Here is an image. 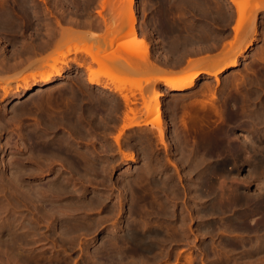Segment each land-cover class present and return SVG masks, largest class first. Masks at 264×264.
Masks as SVG:
<instances>
[{
    "label": "rangeland",
    "instance_id": "rangeland-1",
    "mask_svg": "<svg viewBox=\"0 0 264 264\" xmlns=\"http://www.w3.org/2000/svg\"><path fill=\"white\" fill-rule=\"evenodd\" d=\"M128 4V0H0V225L2 222L3 224L6 222L4 225L9 229L10 222L13 223L15 219L21 220L24 215L25 223L31 219V215L33 216V210L36 212L33 218H39L41 222H33L37 224L34 226L36 228H29L27 229L29 232L26 230L24 234L32 238L37 234L38 236H36L38 238L41 236V239L35 236L34 238H37L35 242H38L35 244L34 238L31 241L30 237L27 245L29 249L26 247L27 250L22 254L24 258L35 257L32 259L34 264H97V262L99 264L100 260H103L101 257L112 258L115 254L122 253L120 249L123 247L125 249L127 245L121 241V238L135 223H140L141 225L137 224L136 227H139V231L143 234H149L147 237L152 238L153 241L149 239L150 247H146L148 250L145 248V253L139 252L138 254V251H135L133 257L132 254L128 257L127 253V256L122 253L123 258L126 256L124 262L127 258L130 261L134 259L132 263L135 264L136 259L143 257V262H140L142 264H189L187 256L191 254L193 258L195 257L191 264H200L199 261L207 264H226V262H228L227 264H264V252L258 253L264 248H254L253 250H256L257 253L255 252L251 257L248 255L249 244H246L248 247L242 246L243 243L250 241L253 244L260 243V240L263 242L264 231L254 233L247 231L242 226L244 221L237 217L242 214L241 207V209L237 207L234 208V211L214 215L209 212L211 216L207 213L211 205L218 199V196H216V200L213 198V194H217L216 191H213V187H218L219 194H221V189L227 190L230 194H236L240 190L246 196L249 194L250 197L264 193V131L263 135L261 131L264 130V124L261 121H264L262 119L264 118V11L258 12L256 17L257 33L253 35L250 29L252 24L250 21L253 19L255 9L260 5L264 6V0H243L246 20L242 24L244 27H242L243 31L239 32L240 36H237L234 29L237 25L236 7L229 0H134L133 9L137 20L133 25L128 21ZM131 27L135 29V33L131 32ZM250 41L253 44L240 57L238 67L228 69L220 74L218 81L212 76L200 78L195 87L179 92H170L161 83L150 81L160 75L161 71H184L196 59L215 58L227 56V53L232 55V53L240 52L245 47L243 45ZM122 42H127L124 48L127 51L130 49L129 52L120 48L121 46L119 47ZM69 47L72 52L67 54L70 51ZM230 47H234L232 52ZM56 51L66 52V57L60 58V62L57 63V67L63 71L62 76L55 78L49 85H43L40 81L42 73L51 71L52 60L49 59H53L52 55L54 57L55 53L61 55V52ZM89 53L97 60L93 61L92 57L88 55ZM56 55L55 57L59 56ZM144 55H147L145 61L142 59ZM45 61L48 63L46 66L44 65ZM78 64H83L84 67L78 66ZM49 65L51 66L49 67ZM86 65L97 70L100 83L106 84L110 90L102 89V86L88 82ZM56 75L57 73L54 77ZM12 77L15 78L14 82L10 79ZM31 77L32 79H30ZM59 79H62L61 83ZM10 82H12L11 85H9ZM26 82L30 83L29 86L32 87L28 92H25V87H23L24 84L26 86ZM128 82L132 84V87L128 85ZM120 85L124 90L121 92L130 95L131 105L129 103L128 107L131 106L137 110H133L136 111L135 115L131 113V110H128L121 92L116 90V86ZM3 86L9 87V89L7 88L8 94L3 91ZM37 88L41 92H38ZM152 91L162 92L159 99V103L162 104H159L161 110L158 109V113L155 111V114L149 113L145 109L147 102L150 106L152 104L149 102L154 93ZM153 98H155V94ZM152 100L151 102H154V99ZM235 105L239 107H234ZM241 108L243 109L240 110ZM228 109L240 111L243 114V121L238 124L231 123ZM145 110L149 114H145ZM157 119L163 129V142L159 137L158 128L149 124L150 121ZM131 121H139L141 125L128 127ZM254 121L255 123L259 121L260 124L256 123L255 126ZM215 136H219L218 139ZM57 143L61 145L59 144V146ZM53 144L58 146L55 150ZM252 146H255L254 149ZM238 148L243 150L242 153H238L236 157L230 156L231 152ZM45 149L49 152L44 151ZM52 149L57 153H53ZM48 153L52 156L54 154L62 155H54V158ZM198 155L203 157L204 161ZM82 156L86 159L83 160ZM189 157L192 159V165ZM76 159H80V162ZM71 160H73V164L69 165L68 162ZM45 161L49 162L45 163ZM78 162L81 164L80 166H78ZM74 163L77 164L74 165ZM193 164L197 165V168L198 166L201 168L197 170ZM220 164H223L224 168L218 171L216 167ZM72 165L75 170H70L69 167L72 168ZM255 165H258L260 169ZM192 166L196 169H192ZM92 167L95 173H92L93 170L90 169ZM95 167L100 168L96 169ZM86 168H88L87 172H85ZM98 170L99 172H97ZM145 170L146 173H144ZM250 170L254 173L256 171L257 174L253 173L252 176ZM80 171L86 176L79 175ZM71 173L72 175H70ZM19 174H23L24 177ZM256 175L258 178L254 177ZM69 178H71L70 181H68ZM90 178L93 181H89ZM163 178L166 180L164 181ZM153 179H156V182ZM200 179L205 182L202 183ZM15 182L16 184H13ZM207 182L213 187L206 185ZM125 184L130 188L126 189ZM154 184L156 188L153 187ZM200 184L204 190L199 186ZM54 185L58 188L60 195L57 202L61 205L54 210L58 208L61 214L66 215L63 216L58 212L60 216L56 214L53 216L54 218L51 215L41 218L42 212L50 210L51 206L47 203L42 206L36 199H30L29 193L34 194L32 191L38 188L42 189L43 193ZM59 185L60 187H58ZM191 185L194 187L192 188ZM123 186L125 188H122ZM27 187L31 191L25 189L23 192V189ZM62 187L64 190H60ZM149 187L152 189L150 190ZM193 189L195 194L191 191ZM154 191L159 192H157L159 197L154 194L156 193ZM75 194L80 199L79 201ZM152 194L154 195L152 196ZM199 195H202V198ZM20 196L23 199L27 197V200L22 201ZM134 196L137 199H134ZM190 196L192 197L190 198ZM195 196H198L199 199L197 198V200ZM160 197H165V201ZM150 198L152 201L156 200L154 205ZM70 200L72 201L71 205H68L67 201L70 202ZM136 200L139 201L141 207L137 205L138 201ZM149 201L152 204H149ZM79 202H83V206L86 207H83V203ZM87 203H93L90 204V210ZM160 203L161 205H158ZM165 204H169L168 207ZM28 205H31L30 208ZM35 205L38 207L36 208ZM66 205L68 207H65ZM62 206L65 207L63 208L65 210H62ZM69 206L71 210L75 212L76 209L77 212L71 211ZM159 206L166 209L165 212L164 209L161 210L164 213L160 212ZM80 207H82V212ZM41 208H44L42 212ZM143 208L145 211L142 212ZM154 208L155 210L158 208L156 214L155 211L151 212ZM37 212L39 213L37 214ZM67 213L70 214V217ZM110 213L114 215H110ZM136 213L138 214L135 215ZM40 215L42 216L40 217ZM254 215L250 221L254 219L258 220L257 223L261 222V215L259 213ZM106 217L109 218L105 219ZM48 219L51 220L48 221ZM64 219L67 221L65 222ZM97 219L100 222L103 219V223L101 222V224ZM70 220L73 224L70 223ZM89 220L93 221L94 225L97 224V227L93 225L95 228L93 226L90 228L89 224H93V222L91 223ZM254 220L251 222L255 224ZM66 223L73 227L84 225V228L88 224L89 231L84 229L85 232H82L84 230L80 227L79 229L82 230L76 232V236H78L76 239L73 237V233L67 235L66 240L64 238L66 235L61 236L63 234L59 232L60 226L67 225ZM148 223L150 227L147 226ZM158 223L160 225H157ZM38 224H40L39 228ZM224 224H226L225 227ZM126 225L129 227H125ZM181 226L183 228L179 229ZM157 227L159 228L157 229ZM93 228L95 230H92ZM143 229H146L147 232ZM226 230L229 231L226 232ZM93 231L95 232L93 233ZM33 233H35L34 236H32ZM153 233H157V235L151 237ZM7 234L8 232L6 233V236L9 235V238L6 237L7 240L9 239L8 245H3L2 249H6L9 253L6 255L7 259L4 255L5 258L0 256L6 260L0 259V264L10 263V257H8L10 255V234ZM29 234L31 235L29 236ZM171 234L176 238L172 239ZM68 236H71L70 239ZM116 238H118L116 243L118 245L115 246V250L107 251V245ZM228 240L231 241V244L223 248V244ZM151 242L156 246H153ZM102 243L103 246H101ZM206 245L212 246V249H205ZM129 246L133 249L131 244ZM2 251L0 254L4 253ZM40 253L43 256H40L37 262L36 257ZM106 253L108 257H106ZM225 255L226 258L223 257ZM97 257L100 259H96ZM211 258L213 260H209ZM92 259H94L93 262Z\"/></svg>",
    "mask_w": 264,
    "mask_h": 264
},
{
    "label": "bare ground",
    "instance_id": "bare-ground-1",
    "mask_svg": "<svg viewBox=\"0 0 264 264\" xmlns=\"http://www.w3.org/2000/svg\"><path fill=\"white\" fill-rule=\"evenodd\" d=\"M230 1V3H232L235 7H236V13H237V25H236V27L234 28L235 29V31H236V34H237V36H240V34H239V32H241V31H243L242 30V27H244V25L242 26V24H243V22H244V20H246L245 19V6H244V4H243V0H229ZM128 7L127 8H129V23H131L132 25L135 23V21L137 20L136 19V15H135V12H134V9H133V4H134V0H128ZM264 5V4H263ZM126 7V6H125ZM126 11V10H125ZM262 11H264V6H262V5H260V6H258L257 7V9H255V14H253L254 16H252L253 17V19L250 21V24H251V26H250V29H251V33L254 35V34H256L257 33V31H256V26L258 25L257 23H256V17H257V15H258V12H262ZM127 12V11H126ZM127 21V22H128ZM134 28L133 27H131V32L132 33H135V29H134V32L132 31ZM244 29V28H243ZM238 38V37H237ZM237 40V39H236ZM234 42H235V40H234ZM123 43H124V45H123ZM122 45H119V47L120 48H123V49H126V48H124L125 47V45H127V42H122L121 43ZM233 44V43H232ZM253 43L250 41L249 43H247L246 45H243V46H245L240 52L238 51V52H236V53H232V55H228V53H227V56H221V57H213V58H208V59H206V58H202V59H200V60H198V59H196V60H194V62L193 63H191L190 64V66H188V69H186V70H184V71H181V72H173V71H164V72H162L161 71V74L160 75H158V76H156L155 78H153V81L152 80H150L151 82H154V83H157V82H159V83H163V86L165 85L166 86V88H167V90H169L170 92H179V91H185V90H190V89H192L193 87H195L196 86V84H197V82L199 81V79L201 78V76H202V74H205V75H208V76H212V77H214L217 81H218V77L220 76V74H222V73H224L226 70H228V69H231V68H236V67H238V65H239V63H240V57L242 56V54H244V53H246V51H248L249 49H250V47H251V45H252ZM5 46V45H4ZM231 46H234V45H231ZM75 47V46H74ZM78 47V46H77ZM2 48V47H1ZM72 48V47H71ZM231 49V50H230ZM230 51L232 52L233 51V49H234V47L233 48H231L230 47ZM4 50V49H3ZM68 50H70V47H69V49ZM76 52H77V50L76 49H74ZM81 50H82V47H81ZM55 51V50H54ZM84 51V50H83ZM126 51H127V49H126ZM125 51V52H126ZM129 51H130V49H129ZM129 51H127V52H129ZM56 52H61V55H59V54H57V55H59V56H57L56 55V53L54 54V57H53V55H52V58L53 59H49L50 61L52 60V66L51 65H49V67L51 66V71L49 70V72H47V73H45V74H43L42 73V75H41V78H40V81H41V84H43V85H49L51 82H53V80L55 79V78H57V77H61L62 76V69H60V68H58L57 67V63L58 62H60L59 60H60V58H65L66 56H65V53H64V51H56ZM72 52V49L70 50V51H68L67 52V54L69 53H71ZM79 52V51H78ZM126 52V53H127ZM62 53H64V54H62ZM66 54V55H67ZM231 54V53H230ZM55 55L57 56V57H55ZM88 55H90L91 57H92V59H93V61H96L97 59H96V57L95 56H93L92 54H88ZM145 56L147 57V55H144V57L142 58L144 61H145V59H147V58H145ZM216 56H218V55H216ZM259 57V56H258ZM129 58V57H128ZM141 59V60H142ZM49 60H48V62H49ZM47 61H45V63H44V65L46 66V64L48 65V63H46ZM75 62H76V60H75ZM74 62V63H75ZM78 62V61H77ZM50 63V62H49ZM79 63V62H78ZM81 63V62H80ZM79 65H82L83 66V64H78V66ZM44 66V67H45ZM82 66H81V68H82ZM48 67V66H47ZM84 67V66H83ZM86 68V72H87V80H88V82L90 83V84H96V85H99V86H102V89H109L110 90V88L109 87H107L106 86V84H103L102 85V83H100V81H99V73L97 72V70L96 69H94V67H88V65H86L85 66ZM96 70V71H95ZM19 71V70H18ZM159 71V70H158ZM55 73H57V75L54 77V75H55ZM98 73V74H97ZM160 73V72H159ZM66 74V73H65ZM18 77V76H17ZM16 77V78H17ZM20 77V76H19ZM23 77V76H22ZM25 77V76H24ZM67 77V76H66ZM13 78V77H12ZM10 78L13 82H14V79L15 78ZM9 79V80H10ZM30 79H32V77L30 78ZM220 79V78H219ZM10 80V81H11ZM17 80V79H16ZM15 80V81H16ZM21 80H22V78H21ZM25 80V79H24ZM60 80V79H59ZM62 80V79H61ZM61 80H60V83H61ZM20 81V80H19ZM23 81V80H22ZM216 81V82H217ZM6 82H8L7 80H6ZM5 82V83H6ZM25 82V81H24ZM23 82V83H24ZM29 82V81H28ZM28 82H26V86H25V84L23 85V87H25V89L24 90H26L25 92H28L29 90H31V86H29V85H31L30 83H28ZM63 82V81H62ZM125 82V81H124ZM123 82V83H124ZM11 83L12 82H10V84L9 85H11ZM65 83V82H64ZM123 83H122V85H123ZM129 83V82H128ZM154 83H152V84H154ZM219 83V82H218ZM217 83V84H218ZM34 84V83H33ZM125 85H126V83H124ZM6 85V84H5ZM19 85V84H18ZM67 85V84H66ZM122 85H120V86H116V90L117 91H119V92H121L122 90H123V88H125V86L123 85V88H121L122 87ZM128 85H130L131 87H132V84L131 83H129ZM20 86V85H19ZM4 87V86H3ZM2 87V89H3V91L5 92V94H8L9 93V91H8V89H9V87H4L3 88ZM40 87H43V86H40ZM8 88V89H7ZM10 88H11V86H10ZM1 89V90H2ZM21 89H22V87H21ZM38 89V92H41L40 90H39V88H37ZM42 89V88H41ZM46 89V88H45ZM71 89V88H70ZM23 90V91H24ZM35 90V89H34ZM126 90V89H125ZM156 90V89H155ZM42 91H44V90H42ZM18 92V91H17ZM24 92V93H25ZM37 92V93H38ZM123 92H124V90H123ZM123 92H121L120 94H121V96H122V99L124 100V103L126 104V106L128 107L129 106V103H130V105H131V102H130V100H129V98H130V95L129 94H124ZM128 92V91H127ZM154 92V93H153ZM21 93V92H20ZM132 93V92H131ZM152 97H150V99L152 98V99H154V102H151V101H153L152 99L149 101L150 103H152L151 104V106H150V104L147 102V106H146V110L150 113H154L155 114V111H156V113H158V109L160 108L159 107V104H161V102L159 103V99H160V97L162 96V92L160 93V92H158V91H152ZM39 94V93H38ZM154 94H155V98H153L154 97ZM172 94V93H171ZM175 94V93H174ZM129 95V96H128ZM18 96H20V95H18ZM21 96H22V94H21ZM50 96V95H49ZM132 96V95H131ZM23 97V96H22ZM39 97V96H38ZM41 98V97H40ZM71 98V97H70ZM73 98V97H72ZM20 99V98H19ZM22 99V98H21ZM42 99V98H41ZM143 99H144V96H143ZM147 101V100H146ZM49 102V101H48ZM238 102V101H237ZM40 104V103H39ZM132 104H134L133 102H132ZM135 104H136V102H135ZM149 104V105H148ZM244 104V103H243ZM162 105V104H161ZM240 105V104H239ZM242 105V104H241ZM264 105V104H263ZM131 107V106H130ZM130 107H128V110H131V113L133 114V115H135L136 114V109L135 108H130ZM145 107V106H144ZM234 107H239V106H237V105H235ZM233 107V108H234ZM240 107H243V106H240ZM27 108V107H26ZM245 108V107H244ZM37 109V108H36ZM72 109V108H71ZM136 110V111H133V110ZM243 108H241L240 110H242ZM259 109V108H258ZM48 110V109H47ZM141 110V109H140ZM145 110V114H149L147 111ZM159 110H161V109H159ZM229 110V109H228ZM70 111V110H69ZM230 111V115H229V121L231 122V123H234V124H238V123H240L241 121H243L242 120V117H243V114L240 112V111H231V110H229ZM53 112V111H52ZM76 112V111H75ZM130 112V111H129ZM160 112V111H159ZM47 113V112H46ZM70 113V112H69ZM127 113V112H126ZM229 113V112H228ZM255 114H256V112H255ZM261 114V113H260ZM252 115H254V114H252ZM251 115V116H252ZM256 116V115H255ZM259 116V115H258ZM261 116V115H260ZM259 116V117H260ZM257 117V116H256ZM66 118V117H65ZM258 118V117H257ZM49 119H51L50 117H49ZM252 119V118H251ZM262 119H264V118H262ZM57 120V119H56ZM61 120V119H60ZM68 120V119H67ZM78 120V119H77ZM260 120V119H259ZM66 121V120H65ZM248 121V120H247ZM250 121V120H249ZM252 121H253V119H252ZM262 122H263V124H264V121L263 120H261ZM71 122V121H70ZM90 122V121H89ZM251 122V121H250ZM66 123H67V121H66ZM76 123V122H75ZM141 122H139V121H131V123L128 125V127H136V126H139V125H141L140 124ZM243 123V122H242ZM256 123L257 124H260V122L259 121H256ZM256 123H255V121L253 122V124L256 126ZM63 124V123H62ZM61 124V125H62ZM146 124V123H145ZM149 124H152L153 126H156L157 128H158V134H159V137H160V139H161V142H163V140H164V137H163V129H162V127H161V124H160V121L157 119L156 121H154V120H152V121H150L149 122ZM262 124V125H263ZM56 125V124H55ZM60 125V126H61ZM75 125V124H74ZM57 126H58V124H57ZM69 126H70V124H69ZM258 126V125H257ZM71 127H73V125H71ZM253 127V126H252ZM260 127V126H259ZM53 128V127H52ZM74 128V127H73ZM256 129H257V127H255ZM71 129V128H70ZM255 130V129H254ZM259 131V130H258ZM262 131V135H263V131L264 130H261ZM73 132V131H72ZM79 132V131H78ZM122 132V131H121ZM255 132H256V130H255ZM221 133V132H220ZM222 133H224L223 131H222ZM257 133V132H256ZM218 134V133H217ZM226 136V135H225ZM39 137V136H38ZM218 137L219 136H215V138L216 139H218ZM30 138V137H29ZM221 138V137H220ZM225 139H226V137H224ZM47 139V138H46ZM46 139H45V141H46ZM118 139H119V136H118ZM228 139V138H227ZM52 140V139H51ZM53 141V140H52ZM52 141H50L51 143H52ZM251 141V140H250ZM226 142V141H225ZM48 143V142H47ZM53 143H54V141H53ZM58 145L60 144V143H57ZM163 144V143H162ZM206 144V143H205ZM54 145V144H53ZM61 145V144H60ZM59 145V146H60ZM251 145H253V144H251ZM256 145V144H255ZM55 146V145H54ZM57 146V145H56ZM56 146H55V148H54V150L56 149ZM247 146V145H246ZM58 147V146H57ZM62 147V146H61ZM60 147V148H61ZM65 146H63L62 148H64ZM120 147V146H119ZM253 147V146H252ZM255 147V146H254ZM254 147H253V149H254ZM22 148V147H21ZM39 148V147H38ZM72 148V147H71ZM194 148V147H193ZM192 148V149H193ZM230 148V147H229ZM262 148H263V146H262ZM57 149H59V148H57ZM67 149V148H66ZM120 149V148H119ZM180 149H182V148H180ZM216 149V148H215ZM250 149V148H249ZM258 149V148H257ZM49 150V149H48ZM73 151H75L74 149H72ZM71 150V152H73ZM256 150V149H255ZM263 150V149H262ZM44 151H47V149H45ZM52 151H53V149H52ZM60 151V150H59ZM62 151V150H61ZM66 151H68L69 152V150H66ZM65 151V152H66ZM242 149L241 148H238L237 150H235V151H232L231 152V154H230V156H233V157H236L237 155H238V153H242ZM261 151V150H260ZM33 152V151H32ZM47 152H49V151H47ZM56 153H57V151H55ZM54 151H53V153H55ZM77 152V151H76ZM76 152H75V154H76ZM51 153V152H50ZM62 153H64L63 151H62ZM182 153V152H181ZM218 153V152H217ZM256 153V152H255ZM49 154V153H48ZM61 154V153H60ZM73 155H75L74 153H72ZM80 154V153H79ZM79 154H77V155H79ZM259 154V153H258ZM51 154H49V156H50ZM54 155H59V154H54ZM53 155V156H54ZM62 155V154H61ZM61 155H59V156H61ZM64 156H65V154H63ZM69 155V154H68ZM185 156L187 155V154H184ZM256 155H257V153H256ZM264 155V154H263ZM52 155H51V157H53ZM183 156V155H182ZM191 156H192V154H191ZM199 157H200V155H198ZM197 156V157H198ZM202 156V155H201ZM221 157H222V155H220ZM67 157H70V156H67ZM74 157V156H73ZM77 157V156H76ZM79 157V156H78ZM193 157V156H192ZM198 157V158H199ZM225 157V156H224ZM249 157V156H248ZM46 158H49V157H46ZM54 158H55V156H54ZM53 158V159H54ZM82 158H83V156H82ZM82 158H81V160H82ZM190 158V157H189ZM202 158V161H204L203 160V157H200V159ZM205 158V157H204ZM27 159V158H26ZM52 159V158H51ZM86 158L84 157L83 158V160H85ZM158 159V158H157ZM185 159H186V157H185ZM196 160H197V158H195ZM242 159V158H241ZM248 159V158H247ZM48 160V159H47ZM56 160V159H55ZM74 160H75V158H74ZM78 159H76V161H77ZM80 160V159H79ZM78 160V161H79ZM82 160V161H83ZM192 159L190 158V162H191V165H192V161H191ZM199 160V159H198ZM249 160V159H248ZM54 161V160H53ZM66 161H67V159H66ZM73 160H71L70 162H72ZM76 161H74V162H76ZM88 161V160H87ZM181 161V160H180ZM47 161H45V163H46ZM49 162V161H48ZM47 162V163H48ZM70 162H68L69 163V165H71V164H73V162L72 163H70ZM80 162V161H79ZM78 162V166H80L81 164ZM84 162V161H83ZM183 162V161H182ZM195 162H198V161H195ZM247 162V161H246ZM256 162V161H255ZM67 163V162H66ZM84 163H86V161L84 162ZM89 163V162H88ZM184 163V162H183ZM245 163V162H244ZM249 163H250V161H249ZM262 163V162H261ZM64 164V163H63ZM77 164V163H76ZM75 163H74V165H76ZM87 164V163H86ZM170 164V163H169ZM185 164V163H184ZM190 164V163H189ZM195 164H197V163H195ZM195 164H193V166L195 165ZM201 164V163H200ZM225 164H227V163H225ZM45 165H47V164H45ZM74 165H72V168L71 167H69L70 168V170H72V169H74L73 168V166ZM89 165H90V163H89ZM91 165H93V164H91ZM162 165V164H161ZM259 165V164H258ZM257 165V166H258ZM260 165H262V164H260ZM48 166V165H47ZM46 166V167H47ZM88 166V165H87ZM86 166V167H87ZM96 166V165H95ZM192 166V169H196L197 168V165H195L196 166V168H194ZM252 166V165H251ZM256 166V165H255ZM256 166V167H257ZM82 168H83V166H81ZM89 167V166H88ZM102 167H104L105 168V166H102ZM157 167H159V166H157ZM264 167V166H263ZM67 168V167H66ZM93 168V167H92ZM92 168H90L91 170H93L92 171V173L95 171L94 170V168L92 169ZM96 168V167H95ZM98 168H100V167H98ZM98 168H96V169H98ZM151 168V167H150ZM155 168V167H154ZM164 168V167H163ZM199 168H201V167H199L198 166V168H197V170L199 169ZM223 168H224V166H223V164H220L219 166H217L216 167V170H218V171H220L221 169L223 170ZM253 168V167H252ZM258 168H259V166H258ZM47 169H48V167H47ZM84 169V168H83ZM87 169V170H86ZM84 171L85 172H87L88 171V168H86ZM159 169H160V167H159ZM260 169V168H259ZM53 170V169H52ZM75 170V169H74ZM77 170V169H76ZM90 170V171H91ZM150 170H152V169H150ZM166 170V169H165ZM213 170H215V169H213ZM251 170H253V169H251ZM250 170V171H251ZM78 171V170H77ZM155 171V170H154ZM160 172H161V170H159ZM192 172L194 171V170H191ZM201 171V170H200ZM204 171H205V169H204ZM254 171V170H253ZM14 172V171H13ZM12 172V174H14ZM20 172V171H19ZM18 172V173H19ZM30 172V171H29ZM69 172H73V171H69ZM76 172V171H75ZM74 172V173H75ZM79 172V171H78ZM97 172H99V170L97 171ZM148 172H149V169H148ZM151 172V171H150ZM159 172V173H160ZM165 172V171H164ZM217 172V171H216ZM221 172H223V171H221ZM259 172H260V170H259ZM17 173V174H18ZM53 173V172H52ZM82 172L80 171V173H79V175L81 174ZM91 173V174H92ZM95 173V172H94ZM103 173V172H102ZM142 173V172H141ZM144 173H146V170H145V172ZM144 173H142V174H144ZM155 173V172H154ZM225 173V172H224ZM252 173V174H251ZM251 175L253 176V173L254 172H252L251 171ZM261 173V172H260ZM260 173H258V175H260ZM31 174V173H30ZM60 174V173H59ZM58 174V175H59ZM87 174V173H86ZM151 174V173H150ZM192 174V173H191ZM223 174V173H222ZM255 174H257V172L255 171V173H254V175ZM20 175H22L23 177H24V175L23 174H19V176ZM70 175H72V173L70 174ZM82 175H85V173L84 174H81V176ZM141 175V174H140ZM146 175V174H145ZM216 175V174H215ZM86 176V175H85ZM88 176V175H87ZM90 176V175H89ZM92 176V175H91ZM93 176H95L94 174H93ZM142 176V175H141ZM140 176V177H141ZM148 176H149V174H148ZM190 176V175H189ZM202 176V175H201ZM14 177V176H13ZM16 177V176H15ZM23 177H21V178H23ZM59 177V176H58ZM73 177V176H72ZM75 177V176H74ZM77 177V176H76ZM79 177V176H78ZM139 177V178H140ZM142 177H144V176H142ZM141 177V178H142ZM152 177V176H151ZM166 177V176H165ZM254 177H257V175L256 176H254ZM12 178V177H11ZM10 178V179H11ZM19 178V177H18ZM17 178V179H18ZM63 178H65V177H63ZM62 178V179H63ZM83 178H85V177H83ZM140 178V179H141ZM146 178V177H145ZM155 178V177H154ZM198 178H199V176H198ZM250 178V177H249ZM258 178V177H257ZM256 178V179H257ZM16 179V180H17ZM57 179H59V178H57ZM66 179V178H65ZM70 179L71 178H69V180L68 181H70ZM91 179V178H90ZM94 179H96V178H94ZM140 179H137V180H140ZM150 179V178H149ZM169 179H170V177H169ZM172 179V178H171ZM206 179H207V177H206ZM247 179V178H246ZM15 180V179H14ZM14 180H13V182H14ZM15 180V181H16ZM22 180V179H21ZM89 180V179H88ZM128 180V179H127ZM142 181H143V178L141 179ZM140 180V181H141ZM154 180V179H153ZM156 180V179H155ZM154 180V181H155ZM163 180H164V178H163ZM165 180H166V178H165ZM164 180V181H165ZM168 180V179H167ZM201 180V179H200ZM241 180V179H240ZM248 180V179H247ZM247 180H245V181H247ZM24 181V180H23ZM65 181V180H64ZM89 181H93V179H91V180H89ZM164 181H163V183H164ZM207 181H208V179H207ZM54 182H56V181H54ZM67 182V181H66ZM124 182V181H123ZM133 182V181H132ZM150 182V181H149ZM156 182V181H155ZM170 182V181H169ZM201 182H202V180H201ZM205 182V181H204ZM204 182H202V183H204ZM244 182V181H243ZM249 182V181H248ZM20 183V182H19ZM18 183V184H19ZM24 183V182H23ZM144 183V182H143ZM151 183V182H150ZM152 183H154V182H152ZM162 183V184H163ZM167 183V182H166ZM201 183V184H202ZM13 184H16V182L15 183H13ZM17 184V185H18ZM26 184V183H25ZM52 184V183H51ZM55 184V183H54ZM123 184V183H122ZM130 184V183H129ZM156 184V183H155ZM155 184L153 185V187L155 186ZM174 184H175V182H174ZM201 184L199 185V186H201ZM206 184V183H205ZM223 184V183H222ZM144 185V184H143ZM157 185V184H156ZM172 185H173V183H172ZM206 185H208V182H207V184ZM14 186V185H13ZM12 186V187H13ZM20 186V185H19ZM27 186V185H26ZM25 186V187H26ZM32 186V185H31ZM61 186H63V185H61ZM67 186V185H66ZM76 186V185H75ZM74 186V187H75ZM129 186V185H128ZM127 186V187H128ZM166 186V185H165ZM177 186V185H176ZM190 186V185H189ZM208 186H211V184L210 185H208ZM220 186H221V184H220ZM262 186V185H261ZM11 187V186H10ZM39 187H41V186H39ZM58 187H60V185L58 186ZM125 187H126V184H125ZM124 186L122 187V188H125ZM127 187H126V189H127ZM137 187H138V183H137ZM144 187H145V185H144ZM143 187V188H144ZM152 187V186H151ZM152 187V188H153ZM173 187V186H172ZM174 187H175V185H174ZM173 187V188H174ZM191 187H192V185H191ZM191 187H189V188H191ZM194 187V186H193ZM192 187V188H193ZM211 187H213V186H211ZM210 187V188H211ZM221 187H223V186H221ZM221 187H219L220 189H221ZM230 187H231V185H230ZM21 188V187H20ZM19 188V189H20ZM85 188V187H84ZM128 188H130V187H128ZM148 188V187H147ZM150 188V187H149ZM152 188H150V190L152 189ZM154 188H156V186L154 187ZM153 188V189H154ZM197 188V187H196ZM201 188L203 189V187L201 186ZM207 188H209V187H207ZM206 188V190H208ZM214 188V190L213 191H216L217 192V194H213L214 195V200H216L215 198H217L216 196H218V199L211 205V207L208 209V215H209V212H212V214L214 215V214H219V213H224V212H228V211H234V208H240L242 211V214H240L239 216H237L239 219H241L242 221H244V223L242 224V226L245 228V229H247V231H251V232H254V233H257V232H259V231H264V193L262 194H259V195H255L254 197H250V195L248 194V196H246V195H244V192H242V191H240V190H238V193H236V194H233L232 193V190H230L231 191V193L232 194H230V192H227V190H225V189H221V194H219L220 193V191L218 192L217 191V188L218 187H213ZM215 188H216V190H215ZM242 188V187H241ZM263 188V187H262ZM12 189V188H11ZM10 189V190H11ZM14 189V188H13ZM16 190H17V187L15 188ZM18 189V190H19ZM25 189H28L27 191H31L28 187L27 188H24L23 190V192H25ZM64 190V187H62L60 190ZM72 190H73V188H71ZM142 189V188H141ZM145 189V188H144ZM158 189V188H157ZM159 189H160V187H159ZM165 189V188H164ZM166 189H168V188H166ZM172 189V188H171ZM170 189V190H171ZM195 189V188H194ZM194 189L193 190H191L192 192H194ZM230 189H232V188H230ZM264 189V188H263ZM72 190H70L71 192H72ZM128 190H130V189H128ZM149 190V191H150ZM160 190H162V189H160ZM160 190H159V192H160ZM174 190H175V188H174ZM178 190V189H177ZM177 190H176V192H177ZM190 190V189H189ZM204 190V189H203ZM13 191V190H12ZM11 191V192H12ZM41 191H43L42 189H40V188H38V189H35L34 191H32V192H34V194H31V193H29V198L30 199H36V201H38V203L39 204H41L42 206H44L46 203L47 204H49V206H51V208H50V210H48V211H46V212H44L43 211V209L41 210V212H42V214H43V216L42 215H40V217L41 218H45V217H49V215H51L52 217L53 216H56V214H58V212H59V210H58V208L56 209V210H54L57 206H60L61 207V205H59L58 204V202H57V200H58V198H59V193H58V188H57V186H50L49 188H48V190H46V191H44L43 193L41 192ZM70 191H68V193H70ZM76 191V190H75ZM144 191H146V189L144 190ZM148 191V190H147ZM167 191V190H166ZM171 191H173V190H171ZM261 191H262V189H261ZM19 192H21L20 190H19ZM66 192H67V189H66ZM65 192V193H66ZM141 192H142V190H141ZM140 192V193H141ZM154 192H156V191H154ZM158 192V191H157ZM157 192L156 193H154V194H157ZM158 192V193H159ZM180 192V191H179ZM178 192V193H179ZM191 192V194H193ZM206 192V191H205ZM205 192H204V194H205ZM208 192H209V190H208ZM215 192V193H216ZM235 192H237V191H235ZM264 192V191H263ZM14 193V192H13ZM16 193V192H15ZM50 193V195H48ZM67 193V194H68ZM76 193H77V191H76ZM134 193V192H133ZM153 193V192H152ZM207 193V192H206ZM22 196H23V194L22 193H20ZM63 194H64V191H63ZM73 194H74V192H73ZM78 194V193H77ZM84 194V193H83ZM143 194V193H142ZM154 194H152V196L154 195ZM168 194V193H167ZM194 194H195V192H194ZM247 194V193H246ZM71 195V194H70ZM97 195V194H96ZM103 195V194H102ZM102 195H101V197H102ZM160 195V194H159ZM179 195V194H178ZM11 196V195H10ZM17 196V195H16ZM16 196H15V198H16ZM22 196H20V197H22ZM26 196V195H25ZM50 196V198H48ZM75 196H76V194H75ZM80 196V195H79ZM133 196V195H132ZM156 196H158V194L156 195ZM164 196V195H163ZM187 196H188V193H187ZM194 196V195H193ZM205 196H207V195H205ZM12 197V196H11ZM69 197V196H68ZM108 197V196H107ZM135 198L134 199H137L136 198V196H134ZM138 197V196H137ZM141 197H143V196H141ZM155 197V196H154ZM159 197V196H158ZM167 197V196H166ZM170 196L168 195V198H169ZM174 197V196H173ZM172 197V198H173ZM177 197V196H176ZM180 197V196H179ZM192 196H190V198H191ZM196 197V199L198 198V196H195ZM199 197L200 198H202V195H199ZM27 197H25L24 199H26ZM76 198H77V196H76ZM75 198V199H76ZM104 198V197H103ZM133 198V197H132ZM152 198V197H151ZM150 198V201L153 203V205L155 204L154 202L156 201H152V199ZM157 198V197H156ZM155 198V199H156ZM209 198V197H208ZM13 199V198H12ZM18 199H19V194H18ZM20 199H23V197L22 198H20ZM22 200V201H25V200ZM71 199H72V197H71ZM78 199V198H77ZM94 199V198H93ZM100 199V198H99ZM104 199H106V198H104ZM154 199V198H153ZM160 199H164V201H165V197L164 198H161L160 197ZM170 199V198H169ZM199 199V198H198ZM197 199V200H198ZM205 199V198H204ZM27 200V199H26ZM65 200V199H64ZM73 200V199H72ZM80 199H78V201H79ZM84 200V199H83ZM95 200V199H94ZM126 200V199H125ZM168 200V199H167ZM172 200H174V199H172ZM177 200H178V198H177ZM176 200V201H177ZM195 200V199H194ZM206 200V199H205ZM21 201V200H20ZM62 201V200H61ZM78 201H77V203H78ZM88 201H90V200H88ZM104 201V200H103ZM102 201V202H103ZM106 201V200H105ZM133 202H134V200H132ZM136 201H138V200H136ZM150 201H149V204H152V203H150ZM158 199H157V203H158ZM202 201V199L200 200V202ZM11 202V201H10ZM28 203H29V201H27ZM31 202V201H30ZM66 202V201H65ZM71 200H70V202H68L67 201V203H68V205H71ZM76 202V201H75ZM85 202V201H84ZM87 202V201H86ZM91 202V201H90ZM198 202V201H197ZM205 202V201H204ZM19 203V202H18ZM24 203V202H23ZM26 203V202H25ZM62 203H64V202H62ZM70 203V204H69ZM80 204H82L83 202H79ZM169 203V202H168ZM174 203V202H173ZM172 203V204H173ZM39 204H37V205H39ZM79 204V205H80ZM90 204H93V203H87V205H89V210H90ZM95 204V203H94ZM98 204V203H97ZM99 204H101L100 202H99ZM164 204V203H163ZM162 204V205H163ZM202 204V203H201ZM205 204V203H204ZM207 204H208V202H207ZM32 205V204H31ZM30 205V206H31ZM37 205H35L36 206V208L38 207ZM63 205H65V204H63ZM78 205V206H79ZM84 205V203L82 204V206ZM137 205H140L139 204V201H138V203H137ZM153 205H152V207H153ZM157 205V204H156ZM158 205H161V203L160 204H158ZM166 205V204H165ZM169 205V204H168ZM168 205H166L167 207H168ZM26 206H27V203H26ZM30 206L28 205V207L30 208ZM48 206V205H47ZM48 206V207H49ZM92 206V205H91ZM103 206V205H102ZM105 206V205H104ZM133 206V205H132ZM144 206V205H143ZM151 206V205H150ZM164 206V205H163ZM175 206H176V204H175ZM174 206V207H175ZM185 206V205H184ZM191 206V205H190ZM193 206V205H192ZM39 207H40V205H39ZM48 207H46V208H48ZM65 207H68L67 205L65 206ZM65 207H63L62 206V210H65V209H63V208H65ZM72 207H73V205H72ZM83 207H86V206H83ZM93 207V206H92ZM99 207H100V205H99ZM140 207H141V205H140ZM151 207V208H152ZM160 207V206H159ZM158 207V208H159ZM166 207V208H167ZM202 207V206H201ZM204 207V206H203ZM202 207V208H203ZM17 208V207H16ZM32 208V207H31ZM36 208L34 207V209L36 210ZM45 208V209H46ZM69 208H70V210H71V207L69 206ZM69 208L67 209L68 211H69ZM88 208V207H87ZM95 208V207H94ZM108 208V207H107ZM157 208V209H158ZM162 206L159 208V210H160V212H165V210L166 209H164V207L162 208ZM191 208H193V207H191ZM197 208V207H196ZM199 208V207H198ZM205 208V207H204ZM208 208V207H207ZM26 209H28V208H26ZM49 209V208H48ZM61 209V208H60ZM79 209H81V212H82V207H80ZM113 209V208H112ZM111 209V210H112ZM115 209V208H114ZM140 208H138V210H139ZM145 208H143V210H142V212L143 211H145L144 210ZM157 209L155 210V208L153 209V211H151V212H154L155 211V214L157 213L156 211H157ZM164 209V210H163ZM200 209V208H199ZM21 210V209H20ZM19 210V211H20ZM58 210V211H57ZM66 210V211H67ZM85 210V209H84ZM100 210V209H99ZM110 210V209H109ZM130 210V209H129ZM134 210V209H133ZM137 210V209H136ZM135 210V211H136ZM137 210V211H138ZM152 210V209H151ZM161 210H163V211H161ZM168 210V209H167ZM171 210V209H170ZM195 211L197 210V209H194ZM202 210V209H201ZM29 211V210H28ZM37 211V210H36ZM40 211V210H39ZM57 211V212H56ZM71 211H73V210H71ZM79 211V210H78ZM105 211V210H104ZM108 211V210H107ZM115 211V210H114ZM140 211V210H139ZM147 211V210H146ZM169 211V210H168ZM181 211H184V210H182L181 209ZM192 211V210H191ZM194 211V212H195ZM33 212L34 213H32L33 214V216H34V214H36V212L33 210ZM74 212V211H73ZM75 212H77L76 211V209H75ZM74 212V213H75ZM80 212V211H79ZM85 212V211H84ZM83 212V213H84ZM109 212V211H108ZM131 212H132V209H131ZM148 212V211H147ZM150 212V211H149ZM163 212V213H164ZM171 212V211H170ZM174 212V211H173ZM202 212V211H201ZM238 212V211H237ZM22 213V212H21ZM24 213V212H23ZM28 213V212H27ZM26 213V214H27ZM39 212H37V214H38ZM60 214H61V212H59ZM64 213H65V211H64ZM70 213H72V212H70ZM120 213V212H119ZM139 214H140V212H138ZM138 213H136L135 215H137ZM200 213V212H199ZM206 213V214H207ZM256 213H259L261 216V222H259V223H257L256 221H258V220H254V219H252V220H254L255 221V224L254 223H252L251 221H250V219H251V217L254 215V214H256ZM63 214V213H62ZM61 214V215H62ZM113 214V213H112ZM111 213H110V215H112ZM116 214V213H115ZM159 214V213H158ZM167 214V213H166ZM201 214V213H200ZM199 214V215H200ZM232 214V213H231ZM234 214V213H233ZM28 215H30L29 213H28ZM59 215V214H58ZM66 215V214H65ZM64 214H63V216H65ZM67 215H68V217H70L69 215L70 214H68L67 213ZM114 215V214H113ZM163 215V214H162ZM207 215V216H208ZM212 215V216H213ZM226 215V214H225ZM230 215V214H229ZM33 216L31 215L30 217H31V219H28L25 223H24V221H25V216L24 215H22V217H21V220H17V219H15L14 221H13V223H11L10 222V227H9V229L3 224V222H2V224L0 225V252L2 251V250H4V251H2V252H4L3 254H0V256H5L6 257V255L9 253L6 249H2V247H3V245H8V240L6 239V237L7 238H9L8 236V234H10V255L8 256V257H10L9 259V261H10V263H14V264H34L33 263V258H35V257H33L32 259L30 258V256H28V257H26V258H24L23 256H22V254L27 250V249H25L26 247H27V245H28V242H29V239H30V235L31 234H29V236L30 237H28L26 234H24V232L27 230V229H29V228H33L35 225H37V224H34L33 222H36V223H39V222H41V219H39V218H33ZM38 216V215H37ZM51 216H50V218H51ZM60 216V215H59ZM63 216H61L62 218H64ZM72 216V215H71ZM75 216V215H74ZM109 216V215H108ZM163 216H168V215H163ZM209 216H211V213H210V215ZM208 216V217H209ZM233 215H231V217H232ZM236 216V215H235ZM255 216V215H254ZM254 216L252 217V218H254ZM29 217V218H30ZM67 217V216H66ZM73 217V216H72ZM72 217H71V219H72ZM81 217V216H80ZM83 217V216H82ZM81 217V218H82ZM168 217H170V216H168ZM167 217V218H168ZM229 217V216H228ZM259 217V218H260ZM54 218V217H53ZM52 218V219H53ZM56 218V217H55ZM83 218H85V217H83ZM109 217H106L105 219H108ZM233 218V217H232ZM258 218V219H259ZM1 219V218H0ZM10 219V218H9ZM47 219V218H46ZM68 219H70V218H68ZM88 219H89V217H88ZM132 220H133V218H131ZM135 219V218H134ZM184 219V218H183ZM40 220V221H39ZM51 220V219H50ZM49 219H48V221H50ZM57 220V219H56ZM62 220V219H61ZM65 220V222L67 221V219H64ZM78 221H79V219H77ZM94 220V222H95V219H93ZM98 220V219H97ZM96 220V221H97ZM136 220V219H135ZM135 220H134V222H135ZM234 220V219H233ZM45 221V220H44ZM43 221V222H44ZM48 221H45V222H48ZM89 221H91V220H89ZM88 221V222H89ZM99 221V220H98ZM102 221H103V219H102ZM101 221V222H102ZM107 221V220H106ZM137 221V220H136ZM184 221H185V219H184ZM231 221V220H230ZM44 222V223H45ZM54 222H55V219H54ZM63 222V221H62ZM74 222H75V219H74ZM85 222V221H84ZM87 222V221H86ZM93 221H91V223H92ZM94 222H93V224H89L91 227L90 228H92V226L94 225ZM100 222V221H99ZM100 222V223H101ZM130 222V221H129ZM129 222H128V224H129ZM133 222V221H132ZM133 222V223H134ZM143 222H145V221H143ZM143 222H142V224H143ZM186 222V221H185ZM240 222V221H239ZM70 223H71V220H70ZM97 223V222H96ZM95 223V224H96ZM103 223V222H102ZM101 223V224H102ZM117 223V222H116ZM125 223V222H124ZM42 224V223H41ZM49 224V223H48ZM50 224H52V223H50ZM64 224V223H63ZM67 224V223H66ZM71 224H73V223H71ZM75 224V223H74ZM82 224H85V223H82ZM101 224H100V226H101ZM119 224V223H118ZM131 224V223H130ZM138 224V223H137ZM136 223L135 224H132L133 226L131 227L130 226V230H128V232H126L125 233V235L121 238L122 240V242L123 243H125L127 246H126V248L124 249V247H123V249L124 250H126V251H128V252H125L122 248L120 249L121 250V252L123 253V254H125L126 255V253L128 254V257H130V255L133 257L134 256V252L136 251H138V254H139V252H143V253H145V248L146 247H150V242H149V239L150 238H148L147 237V235H149V234H147V235H145V234H143V232H140L139 231V229L136 227V226H138V225H141L140 223L137 225ZM185 224V223H184ZM240 224V223H239ZM40 224H38V228L40 227L39 226ZM47 225V224H46ZM86 225V224H85ZM89 225L87 224V226L89 227ZM115 225V224H114ZM135 225V226H134ZM144 225V224H143ZM157 225H160L159 223L157 224ZM232 225V224H231ZM86 226V227H87ZM95 227H97V224L96 225H94ZM93 226V227H94ZM99 226V225H98ZM124 226V225H123ZM128 225H126L125 227H127ZM147 226H149V223H148V225ZM211 226V225H210ZM226 226V224H224V227ZM238 226V225H237ZM49 227V226H48ZM80 227H82V229L84 230V229H87L88 231H89V228L87 227H85L84 228V225L82 226V225H79V226H75V227H73L72 225H69V224H67V225H64V226H60V229H59V232L60 233H62L63 235H61V236H64V235H66V236H64V238H66L67 237V235H71V234H73L74 233V238L76 239L78 236H76L77 234H76V232H80L79 230H82V229H79ZM94 227V228H95ZM129 227V226H128ZM142 227H144L145 228V226H142ZM141 227V228H142ZM150 227V226H149ZM154 227V226H153ZM162 227V226H161ZM160 227V228H161ZM170 227V226H169ZM168 227V228H169ZM232 227V226H231ZM34 228H36V227H34ZM92 229V230H95V229ZM100 228V227H99ZM114 228V227H113ZM116 228V227H115ZM147 228V227H146ZM159 227H157V229H158ZM167 228V227H166ZM167 228V229H168ZM171 228V227H170ZM178 228V227H177ZM183 227L181 226L179 229H182ZM98 229V228H97ZM127 229V228H126ZM125 229V230H126ZM150 229V228H149ZM153 229H155V228H153ZM165 229V228H164ZM166 229V230H167ZM186 229V228H185ZM228 229H231V228H228ZM234 229V228H233ZM235 229H237V228H235ZM91 230V229H90ZM144 230V229H143ZM146 230V229H145ZM144 230V231H145ZM147 230H148V228H147ZM147 230H146V232H147ZM162 230V229H161ZM165 230V231H166ZM170 230V229H169ZM200 230H202V229H200ZM209 230V229H208ZM212 230V229H211ZM210 230V231H211ZM225 230V229H224ZM28 231V230H27ZM154 231V230H153ZM159 231V230H158ZM163 231V230H162ZM162 231H160V232H162ZM168 231V230H167ZM172 231V230H171ZM174 231V230H173ZM210 231H208V232H210ZM213 231V230H212ZM227 231H229V230H226V232ZM8 232V236H6V233ZM29 232V231H28ZM27 232V233H28ZM82 232H85V230L84 231H82ZM95 231H93V233H94ZM113 232H115V231H113ZM113 232H111V233H113ZM154 232H156V231H154ZM164 232V231H163ZM175 232H177L176 231V229H175ZM175 232H172V233H175ZM179 232V231H178ZM181 232H182V230H181ZM183 232H184V229H183ZM182 232V233H183ZM185 232H187L186 230H185ZM202 232V231H201ZM244 232H246V231H244ZM36 233H37V231H36ZM89 233V232H88ZM145 233V232H144ZM169 233V232H168ZM212 233V232H211ZM34 234L35 233H33L32 234V236H34ZM79 234H84V233H79ZM78 234V235H79ZM115 234V233H114ZM114 234H112V235H114ZM123 234V233H122ZM176 234H179V233H176ZM206 234V233H205ZM37 235V234H36ZM35 235V236H36ZM152 236L151 237H153V235L155 236V235H157V233H153V234H151ZM159 235V234H158ZM161 235V234H160ZM168 235H170V233L168 234ZM168 235H167V237H168ZM182 235V234H181ZM185 235H186V233H185ZM34 236V237H35ZM38 236V235H37ZM36 236V237H37ZM76 236V237H75ZM111 236V235H110ZM174 236V235H173ZM260 236H262V235H260ZM259 236V237H260ZM33 237V238H34ZM69 237H71V236H68V239H70ZM72 237V238H73ZM80 237V236H79ZM112 237V236H111ZM120 237V236H119ZM156 237H158V236H156ZM160 237V236H159ZM171 237H172V234H171ZM258 237V236H257ZM258 237V238H259ZM262 237H264V236H262ZM32 237H31V241H32V239H33ZM38 238V237H37ZM37 238H34V243L36 244V243H38V242H35L36 241V239ZM61 238V237H60ZM108 238V237H107ZM165 238V237H164ZM176 237L174 236V237H172V239H175ZM258 238H256V240H258ZM38 239H41V236H40V238H38ZM106 239V238H105ZM155 239V238H154ZM196 239V238H195ZM262 239V238H261ZM62 241H63V238L61 239ZM66 240H67V238H66ZM65 240V241H66ZM109 240V239H108ZM150 240H152L153 241V239L151 238ZM159 240V239H158ZM260 240V239H259ZM264 240V239H263ZM38 241V240H37ZM39 241H41V240H39ZM53 241V240H52ZM56 241V240H55ZM68 241H70V240H68ZM71 241H72V239H71ZM75 241V240H74ZM117 241H118V238H116V239H113V241H109L110 243H109V245H107V247H108V249H107V251L108 250H112L111 252H113L114 250H115V246L116 245H118V244H116L117 243ZM261 242L259 243V242H257L256 244H253V243H250V242H248V243H243L242 244V246H246V247H248L247 245L249 244V247H248V255H251V257H253L252 255L256 252V250H253L254 248L256 249L257 247L258 248H264V241L262 242V240H260ZM73 242V241H72ZM104 242V241H103ZM106 242V241H105ZM108 242V241H107ZM157 242V241H156ZM160 242V241H159ZM163 242V241H162ZM32 243V242H31ZM34 243H32L33 245H34ZM54 243H56V242H54ZM66 243V242H65ZM71 243V242H70ZM74 243V242H73ZM32 244H29L30 246H32ZM132 245V247H133V249H131L130 248V246L128 247V245ZM151 244H152V242H151ZM155 244V243H154ZM231 244V241L230 240H228V241H226V243H224L223 245H224V247L223 248H225V247H227L228 245H230ZM247 244V245H246ZM62 245H63V243H62ZM104 244L102 243L101 244V246H103ZM153 245V244H152ZM151 245V246H152ZM161 245V244H160ZM219 245V244H218ZM106 246V245H105ZM122 246V245H121ZM153 246H156V244L155 245H153ZM117 247V246H116ZM157 247H158V245H157ZM162 247V246H161ZM212 246H209V245H206L204 248L205 249H212L211 248ZM216 247V246H215ZM218 247V246H217ZM28 248V247H27ZM31 248V247H30ZM214 248V247H213ZM257 248V249H258ZM2 249V250H1ZM29 249V248H28ZM33 249V248H32ZM147 249V248H146ZM123 250V251H122ZM148 250V249H147ZM149 250H151V249H149ZM201 250V249H200ZM99 251H101L100 250V248H99ZM109 251V252H110ZM152 251V250H151ZM211 251H213V250H211ZM215 251H216V249H215ZM28 252V251H27ZM35 252H37L36 250H35ZM103 252V251H102ZM106 252V251H105ZM116 252H118V250H116ZM148 252V251H147ZM150 252V251H149ZM153 252V251H152ZM157 252V251H156ZM225 252H228V250H225ZM231 252V251H230ZM260 252H264V249L262 250V251H259L258 253H260ZM32 253V252H31ZM99 253V252H98ZM108 253V252H107ZM107 253H106V257H108L107 256ZM122 253H119V254H115L112 258H103V257H101L103 260L102 261H105L106 263L108 262V264H133L132 263V261L134 262V259H131V261L127 258V260H126V262H124V259H126V256L123 258V256H122ZM142 253V254H143ZM233 253V252H232ZM232 253H231V255H232ZM257 253V252H256ZM35 254H37V253H35ZM42 253H40L36 258V260H37V262H38V259H40L39 257L40 256H43V255H41ZM104 254V253H103ZM103 254H100L101 256H103ZM114 254V253H113ZM137 254V253H136ZM216 254H217V252H216ZM26 255H27V253H26ZM140 255H141V253H140ZM144 255V254H143ZM142 255V256H143ZM234 255V254H233ZM3 256V257H4ZM33 256H34V254H33ZM111 256H112V254H111ZM146 256V255H145ZM201 256V255H200ZM214 256V255H213ZM220 257L219 258H221V255H219ZM3 257L1 258L0 257V259H2V261H4L3 260ZM4 257V258H5ZM93 257V256H92ZM188 258H187V261H188V263L189 264H191L192 262H193V257H192V255L190 254L189 256H187ZM215 257V256H214ZM218 257V256H217ZM224 258H226V255L225 256H223ZM227 257H228V254H227ZM232 257V256H231ZM230 257V258H231ZM156 258V257H155ZM229 258V257H228ZM6 259H7V257H6ZM42 259V258H41ZM96 259H98V257L96 258ZM95 259V260H96ZM100 259V258H99ZM98 259V260H99ZM140 259V260H139ZM139 259H136L135 260V264H142V263H140V262H143V257L142 258H139ZM35 260V261H36ZM50 260V259H49ZM93 260L94 259H92V262H93ZM137 260H138V262H137ZM6 261V260H5ZM12 261V262H11ZM34 261V262H35ZM101 260H100V262H99V264H105V262H102ZM229 261H230V259H229ZM97 262V261H96ZM102 262V263H101ZM146 262V261H145ZM224 262V261H223ZM4 263H6V262H4ZM9 263V264H10ZM12 263V264H13ZM48 263V262H47ZM225 263V262H224ZM228 262H226V264H227ZM246 263V262H245ZM92 264H94V263H92ZM97 264H98V262H97ZM147 264V263H146Z\"/></svg>",
    "mask_w": 264,
    "mask_h": 264
},
{
    "label": "crops",
    "instance_id": "crops-1",
    "mask_svg": "<svg viewBox=\"0 0 264 264\" xmlns=\"http://www.w3.org/2000/svg\"><path fill=\"white\" fill-rule=\"evenodd\" d=\"M174 71H180V70H174ZM162 72H164V71H162ZM204 77H210V76L202 74L201 78H204ZM161 84L163 85V83H161ZM163 87H165V89H167L165 85Z\"/></svg>",
    "mask_w": 264,
    "mask_h": 264
},
{
    "label": "flooded vegetation",
    "instance_id": "flooded-vegetation-1",
    "mask_svg": "<svg viewBox=\"0 0 264 264\" xmlns=\"http://www.w3.org/2000/svg\"><path fill=\"white\" fill-rule=\"evenodd\" d=\"M194 259H195V257H194ZM203 259V258H202ZM209 260H213L212 258L211 259H209ZM199 263L200 264H207V263H205V262H203V261H199Z\"/></svg>",
    "mask_w": 264,
    "mask_h": 264
}]
</instances>
